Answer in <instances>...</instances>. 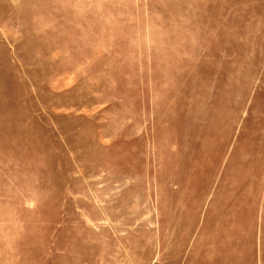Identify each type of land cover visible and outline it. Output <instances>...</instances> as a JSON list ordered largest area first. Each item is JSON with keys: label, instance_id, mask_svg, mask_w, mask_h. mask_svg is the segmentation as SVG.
<instances>
[{"label": "rangeland", "instance_id": "374dc122", "mask_svg": "<svg viewBox=\"0 0 264 264\" xmlns=\"http://www.w3.org/2000/svg\"><path fill=\"white\" fill-rule=\"evenodd\" d=\"M0 264H264V0H0Z\"/></svg>", "mask_w": 264, "mask_h": 264}]
</instances>
